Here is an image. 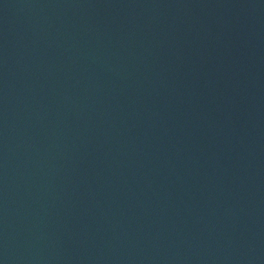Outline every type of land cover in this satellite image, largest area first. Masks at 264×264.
Here are the masks:
<instances>
[{"label":"water","instance_id":"1","mask_svg":"<svg viewBox=\"0 0 264 264\" xmlns=\"http://www.w3.org/2000/svg\"><path fill=\"white\" fill-rule=\"evenodd\" d=\"M0 264H264V0H0Z\"/></svg>","mask_w":264,"mask_h":264}]
</instances>
